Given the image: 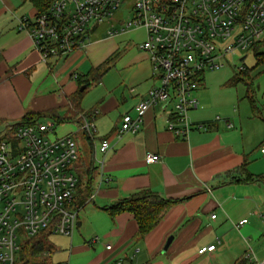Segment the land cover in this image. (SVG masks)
Segmentation results:
<instances>
[{"label":"crops","instance_id":"crops-1","mask_svg":"<svg viewBox=\"0 0 264 264\" xmlns=\"http://www.w3.org/2000/svg\"><path fill=\"white\" fill-rule=\"evenodd\" d=\"M38 12L29 0H0V120L14 124L29 113H42V120L75 124L67 134L77 138L78 164L91 165L95 176L90 185L93 198L85 204L94 206L84 217L93 228L91 238L74 249L77 259L71 264H112L123 256L133 264H238L250 239L264 233V88L254 84L264 72L253 71L244 97L248 104L242 110L234 103H213L204 77L200 105L190 118L195 124L212 122L208 131L195 128L187 138L176 136L167 127L169 105L147 111L139 132L120 135L122 116H134L135 104L154 84L148 53L131 47L120 54L116 45L95 52L90 42L65 57L44 61L21 27L23 18ZM109 59L113 65L127 59L123 68L129 70L131 88L119 93L113 85L104 88L100 98L87 101L90 88L102 84L105 72L86 86L75 108L71 97L82 91L81 82ZM95 110L96 132L89 135L82 127ZM103 139L111 145L105 154L99 150ZM150 152L161 159L148 164ZM141 191L174 203L155 228L138 238L132 213L112 216L104 207ZM244 219L247 222L238 227ZM79 222L82 226L84 220ZM94 237L98 241L90 243ZM211 244H216L214 251L198 253Z\"/></svg>","mask_w":264,"mask_h":264},{"label":"built area","instance_id":"built-area-1","mask_svg":"<svg viewBox=\"0 0 264 264\" xmlns=\"http://www.w3.org/2000/svg\"><path fill=\"white\" fill-rule=\"evenodd\" d=\"M122 7L126 19L117 21L115 13ZM114 19L116 24L111 22ZM105 22L110 24L109 37L129 29L144 30L139 48L148 53L153 70L154 84L135 104V115L122 116L120 135L139 132L147 111L171 105L167 127L187 138L195 128L208 131L212 126L210 121L195 124L190 118L200 105L195 92L205 72L223 67L236 51L246 53L237 67L244 70L247 53L264 40V0H51L45 12L23 18L21 27L48 61L83 46ZM97 114L95 110L84 120L82 129L89 135L96 132ZM55 127L53 119L15 130L7 126L0 141V264H17L29 238L44 231L72 236L78 227V211L83 208L75 204L80 152L73 134L55 136ZM110 148L108 139H103L100 152L105 154ZM260 151L264 153V145ZM160 159L151 152L145 157L148 164ZM215 249L216 244L206 245L198 253ZM112 264L133 262L123 256ZM239 264L264 261L249 248Z\"/></svg>","mask_w":264,"mask_h":264},{"label":"rangeland","instance_id":"rangeland-1","mask_svg":"<svg viewBox=\"0 0 264 264\" xmlns=\"http://www.w3.org/2000/svg\"><path fill=\"white\" fill-rule=\"evenodd\" d=\"M126 12L124 11L123 7L120 8L115 13V19L118 21L119 19L125 18ZM114 24L117 23L116 20ZM126 19V18H125ZM109 23L105 22L101 24L96 33L89 37L88 41L85 42V45H89L92 42L91 47L92 50L98 52L102 50V48L112 47L114 45L118 46L120 54H124L126 48H134L137 52H142L139 48L141 42L145 39V32L141 29H129L120 34L110 37L111 39H107L109 37L107 34V30L109 27ZM98 39L103 41L96 42ZM105 39V40H104ZM96 42V43H95ZM94 43V44H93ZM264 51V45L260 49ZM246 53L243 51H236L234 54H231L226 59V64L221 67L220 69L215 70H207L204 74L206 88L209 90L208 95L211 101L215 104L219 103V101L228 102L229 104H236L237 108L245 109L248 102L247 99L244 98L246 94V85L243 82H233V78L236 74L239 73V69L237 68L240 66V57L245 55ZM248 57L245 61V66L249 69L255 66L257 62V58L255 55L254 50L249 51ZM131 55V54H129ZM130 57V56H128ZM125 62L118 65L109 64L106 70V73L103 75V82L102 84L92 86L88 92V97L86 98L87 101L93 102L96 99L102 96L103 89L116 85L118 87V92L122 93L124 91H128L131 88V83L128 78V71L124 69V64H126L127 59L124 60ZM105 69V68H104ZM260 69V68H259ZM254 71L256 73L257 70ZM252 76H254L252 72ZM105 77V78H104ZM250 81V79H249ZM254 84L256 86L261 85L264 88V74L257 79L254 78ZM204 87V88H205ZM203 91V87L198 88L195 92V95L198 97L200 92ZM121 111V110H120ZM42 121V119H40ZM11 124H7L4 121L0 120V141L5 137V132L7 126ZM75 124L71 123H56L55 127V136L67 135L70 133L72 129H74ZM75 140H77L76 136L73 135ZM79 148V146H78ZM80 151V149H79ZM99 155V154H98ZM94 206V203H89L85 207L81 208L78 211V219L84 220L82 226H78L72 236H64L61 234H52L50 236V242L54 245L55 251L52 255V262L53 264H57L59 262H68L74 263L77 259L75 255V248L80 246L82 243L89 241L91 238V232L93 230L89 221H87L84 217L85 214L90 212L91 207ZM250 246L248 247L252 249L253 254L259 260H261L259 255L264 256V233L262 236L256 238L255 240L250 239ZM71 251V252H70Z\"/></svg>","mask_w":264,"mask_h":264},{"label":"trees","instance_id":"trees-1","mask_svg":"<svg viewBox=\"0 0 264 264\" xmlns=\"http://www.w3.org/2000/svg\"><path fill=\"white\" fill-rule=\"evenodd\" d=\"M37 9L38 13L45 12L51 3V0H29ZM37 13V14H38ZM264 42H259L254 47V52L257 58V62L251 69L245 68L239 71L233 78V82H243L247 87L253 82L252 72L257 70L256 75L264 72V51H261V47ZM112 59L106 60L100 66L94 68L91 73V78H88L82 84L91 85L92 82L99 80L106 72L108 65ZM105 68V69H104ZM250 79V81H249ZM81 81V79H80ZM87 88V87H86ZM85 88V89H86ZM85 89L77 92L71 97V101L75 108L80 106ZM42 113H29L21 121L8 125L15 130L18 126L26 123H34L42 119ZM55 123H60L61 119H53ZM77 174L79 178L77 193L75 196V204L79 207H84L90 200L92 194V180L95 176V168H91V165L81 167L77 162ZM254 179L249 178L247 181L252 182ZM174 203L172 200H165L155 193L149 191H141L131 199L123 200L104 207L112 216L124 211L132 213L139 225L138 238H143L153 228H155L159 222L164 218L171 205ZM51 232L44 231L36 237L29 238L25 241L20 257L17 264H53L52 255L55 251L54 245L50 242ZM239 264V263H238Z\"/></svg>","mask_w":264,"mask_h":264},{"label":"water","instance_id":"water-1","mask_svg":"<svg viewBox=\"0 0 264 264\" xmlns=\"http://www.w3.org/2000/svg\"><path fill=\"white\" fill-rule=\"evenodd\" d=\"M86 86H87V85H83L82 88H81V90L85 89ZM80 225H81L80 222H78V226H80ZM170 240H171V239H170ZM170 240H169V242H170ZM169 242H168V244H169ZM168 244H167V246H168ZM167 246H166V247H167Z\"/></svg>","mask_w":264,"mask_h":264}]
</instances>
